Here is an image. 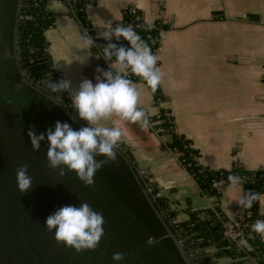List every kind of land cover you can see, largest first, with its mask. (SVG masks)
<instances>
[{
	"label": "trees",
	"instance_id": "obj_1",
	"mask_svg": "<svg viewBox=\"0 0 264 264\" xmlns=\"http://www.w3.org/2000/svg\"><path fill=\"white\" fill-rule=\"evenodd\" d=\"M50 1L0 0V264H113L111 257L117 251L124 255L121 264H185L134 173L194 264H213L212 257L206 256L204 251L208 247L217 249L214 258L230 257L233 264H245L250 260L264 264V241L250 230L256 219H264L259 203H254L251 209H244V214L249 212L250 215L242 221L248 223L247 231L253 234L249 242L253 250L245 254L239 246L224 238L223 227L216 215L221 213L218 201L205 212L204 218L199 212L189 211L187 221L173 223L174 213L167 211L165 201L140 176L124 143L119 144L120 153L117 151L116 160L106 163L96 173L91 186H85L74 173L66 172L61 177L48 167L46 139L40 150L33 151L27 135L30 128L39 135L52 128L56 121L68 122L76 129L86 124L70 119L75 116V110L71 108V99L66 92L59 93L62 108L45 95L44 81L48 78L53 83L61 80L45 36L54 25V18L48 11ZM61 1L80 24L87 21L88 6L97 2ZM130 21L132 18L123 17V23ZM158 24L165 29L162 22L156 21L147 31L151 37L147 44L154 54L159 47L155 39ZM98 43L103 46L105 42L99 40ZM105 58L109 64L114 61V58ZM129 75L134 83H142L138 77ZM152 93L156 102L163 101L159 86ZM166 114L167 111H162L156 117H147L148 122L158 135L170 136L164 148L176 156L202 195L219 198L216 182L228 183L229 175L242 178L244 192L264 193V171H246L238 164L230 170L214 171L201 165L191 141L176 133L173 120L167 121ZM21 166L27 167L33 179L44 175L46 181L39 186L33 180L31 191L21 193L15 180L16 170ZM79 202H87L102 214L104 236L95 250L77 253L58 244L44 222L58 208L76 206ZM194 249L202 251L194 256Z\"/></svg>",
	"mask_w": 264,
	"mask_h": 264
},
{
	"label": "crops",
	"instance_id": "obj_2",
	"mask_svg": "<svg viewBox=\"0 0 264 264\" xmlns=\"http://www.w3.org/2000/svg\"><path fill=\"white\" fill-rule=\"evenodd\" d=\"M132 5L146 22L165 26L157 55L164 99L156 102L151 89L136 82L138 106L147 117L169 112L176 133L191 141L204 167L230 170L238 164L246 171H264V0H97L87 10L95 34L121 21L123 10ZM48 11L54 25L45 36L61 80L71 81L72 91L85 78L95 83L96 69H108L82 40L78 22L58 1L51 0ZM107 123L121 128L120 143L177 222L187 221L189 211L204 218L217 201L227 220L243 217L241 184L219 185V198L213 201L164 148L169 135H158L149 122L113 117ZM259 205L264 215V197ZM204 251L213 264L234 263L230 257L214 258L215 247Z\"/></svg>",
	"mask_w": 264,
	"mask_h": 264
},
{
	"label": "clouds",
	"instance_id": "obj_3",
	"mask_svg": "<svg viewBox=\"0 0 264 264\" xmlns=\"http://www.w3.org/2000/svg\"><path fill=\"white\" fill-rule=\"evenodd\" d=\"M98 38L105 43L103 55L113 59V67L104 71L96 69L95 83L83 79L72 91L71 81L67 79L53 83L49 78L43 82L45 95L52 101L63 104L59 93L68 92L71 108L75 116L70 119L85 121V126L74 128L68 122L56 121L52 128L37 135L29 129L27 135L33 151L41 149V143L47 140V165L59 176L66 172L74 173L85 186L94 183L96 173L106 164L114 162L117 149L122 139V130L113 124L108 126L113 117L120 121L147 124L145 111L138 106L141 95L130 75L138 77L141 87L155 91L160 85L163 72L158 65V57L151 47L131 26L106 24ZM82 40L88 46H95V40L85 32ZM103 157V159H97ZM15 180L18 190L27 194L33 188V178L27 167L17 168ZM228 182L239 186L242 178L229 175ZM264 193L245 191L239 200L244 209H251L254 203H260ZM104 218L87 202L78 205H65L47 216L44 226L53 233L58 244L71 248L75 252L95 250L104 236ZM252 233L264 241V219H256L251 225ZM238 246L252 251L248 239L241 238ZM113 264H121L124 255L117 251L111 257Z\"/></svg>",
	"mask_w": 264,
	"mask_h": 264
},
{
	"label": "built area",
	"instance_id": "obj_4",
	"mask_svg": "<svg viewBox=\"0 0 264 264\" xmlns=\"http://www.w3.org/2000/svg\"><path fill=\"white\" fill-rule=\"evenodd\" d=\"M54 1H58V2H60L62 4H64L65 6H67L61 0H54ZM68 9H69V7H68ZM87 10H88V8H87ZM70 13H71V10H70ZM123 17H125L127 19L132 18V21H130L128 23L127 22L126 23L125 22L123 23ZM123 17H122L121 21L116 22V23H110V24H112L113 26H115L116 24H121V25H124V26L131 25L139 33V35L141 36V38L144 39L146 43H148V41L150 40L151 37H150V34L147 33V31L148 30H151L154 27V22H152V23L146 22L144 20V18L142 17V14H141L140 10L136 6H133V5L132 6H128L127 8H125L123 10ZM78 24H79V26L81 28L82 34H84L85 32H87V34L89 36H91L95 40V46H89V47L91 49H94L95 53H97L99 55L100 59L102 60L104 66L109 70V66L112 67L113 63H110L109 64L106 61V58L103 55V51H102V48H103L104 45L103 46H100L99 43H98L99 40H102V39H99L98 36L95 34L94 29H93L92 25L90 24V22L88 20V16H87V21H86L85 24H80V23H78ZM164 33H165V29H163L158 24V37H156L155 39L158 41L159 47L155 51V53H156L155 55L156 56L158 55V52H159V49H160V44L162 42V37H163V34ZM161 101L162 100H159V102H161ZM166 120L167 121H170V122L172 120V116L168 112L166 114ZM162 122H165V121L162 120ZM223 183H226V182H224V181H218V182H216V185L219 186V185H221ZM149 184H151V183L149 182ZM149 191H151V189H149ZM211 198L213 200V197H211ZM216 215L219 218L220 223H221V225L223 227V236H224V238L229 243L235 244V245L238 246V241L241 238L248 239V242H250V239L253 238V234L247 231L248 223H245V221H242L247 216L250 215L249 212L248 213L246 212L243 215V217L241 218V220H237V221L227 220L226 218H224L221 215V213H217ZM173 223H177V221L176 220H173ZM182 245H183V243H182ZM240 248L243 250V252H245V254H248L249 251L247 249H244L242 247H240ZM201 251H202V249H194L192 251V255L198 256ZM247 257H249V256L247 255ZM245 264H257V263H256L255 260H250V261L246 262Z\"/></svg>",
	"mask_w": 264,
	"mask_h": 264
},
{
	"label": "water",
	"instance_id": "obj_5",
	"mask_svg": "<svg viewBox=\"0 0 264 264\" xmlns=\"http://www.w3.org/2000/svg\"><path fill=\"white\" fill-rule=\"evenodd\" d=\"M17 24V21H16ZM15 36H16V31H15ZM16 46V44H15ZM60 106V104H59ZM61 107V106H60ZM62 108V107H61ZM67 114L68 111H66ZM118 151V149H117ZM119 152V151H118ZM120 153V152H119ZM127 163L130 165V163L127 161ZM131 169L133 170L132 166H130ZM134 172V171H133ZM134 176L139 184V186L141 187L143 194L145 195L147 201L149 202V204L151 205L153 211L155 212V214L157 215V217L159 218V220L161 221V223L163 224L168 237L173 241V243L175 244L179 254L181 255L183 261L185 262V264H194L192 262V260L190 259V257L187 255L186 251L184 250V246L182 245V243L177 239L176 235L172 232L170 226L168 225V223L166 222L164 216L162 215V213L157 209V207L155 206L152 197L150 196V194L148 193V191L144 188V186L141 183L140 178L134 173ZM217 197H213V201H216Z\"/></svg>",
	"mask_w": 264,
	"mask_h": 264
},
{
	"label": "rangeland",
	"instance_id": "obj_6",
	"mask_svg": "<svg viewBox=\"0 0 264 264\" xmlns=\"http://www.w3.org/2000/svg\"><path fill=\"white\" fill-rule=\"evenodd\" d=\"M47 179V176L44 175H39L36 176L33 180L39 185L41 186Z\"/></svg>",
	"mask_w": 264,
	"mask_h": 264
}]
</instances>
